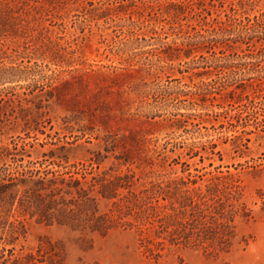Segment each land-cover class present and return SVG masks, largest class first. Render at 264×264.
I'll return each mask as SVG.
<instances>
[{
  "label": "rangeland",
  "instance_id": "obj_1",
  "mask_svg": "<svg viewBox=\"0 0 264 264\" xmlns=\"http://www.w3.org/2000/svg\"><path fill=\"white\" fill-rule=\"evenodd\" d=\"M221 171L232 243H172L176 186ZM45 176L79 218L36 212ZM0 264H264V0H0Z\"/></svg>",
  "mask_w": 264,
  "mask_h": 264
},
{
  "label": "trees",
  "instance_id": "obj_2",
  "mask_svg": "<svg viewBox=\"0 0 264 264\" xmlns=\"http://www.w3.org/2000/svg\"><path fill=\"white\" fill-rule=\"evenodd\" d=\"M85 177L83 176L84 179ZM71 179L73 178L71 177ZM57 180V177L52 179H48L46 176L39 178L36 189V212L38 211L37 213H40L41 216L48 217L51 215V210L55 209L62 217L65 215L79 218L74 208H70L66 203L62 204V201H57L55 197L57 194L55 190L59 187L57 186ZM66 180V178H62L61 184L65 183ZM118 180L116 178L110 180L98 192L105 198L114 197V189L124 185L119 183ZM49 182L56 185V187L50 189ZM81 183L80 179H76L73 185L78 189ZM197 183L198 181H193L195 186L190 187L187 181L181 179L179 185L176 186L170 204L165 205V208H169L170 211L164 215V232H168L169 240L172 243L201 244L218 242L223 246L231 244L235 236L234 225L232 224L235 215L240 214L243 217L251 215L250 210L248 211L246 205L241 202L243 193L240 185L222 171L221 174L209 178L204 185H197ZM69 186L72 187V185ZM106 188H111V194H106ZM80 189L82 193L88 194L87 189L84 187ZM80 191L77 192L80 193ZM88 199L93 204L96 203V197L89 196ZM236 202L241 206L240 210H235ZM98 211L99 208L93 205L91 215L89 212L87 215L92 220V229L104 233L110 230L112 224H110L108 214H99ZM62 221L59 220V222Z\"/></svg>",
  "mask_w": 264,
  "mask_h": 264
}]
</instances>
